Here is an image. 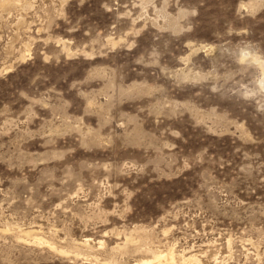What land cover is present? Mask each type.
<instances>
[{
  "label": "rangeland",
  "instance_id": "rangeland-1",
  "mask_svg": "<svg viewBox=\"0 0 264 264\" xmlns=\"http://www.w3.org/2000/svg\"><path fill=\"white\" fill-rule=\"evenodd\" d=\"M263 62L264 0H0V264H264Z\"/></svg>",
  "mask_w": 264,
  "mask_h": 264
},
{
  "label": "bare ground",
  "instance_id": "bare-ground-1",
  "mask_svg": "<svg viewBox=\"0 0 264 264\" xmlns=\"http://www.w3.org/2000/svg\"><path fill=\"white\" fill-rule=\"evenodd\" d=\"M263 63H264V62H263ZM263 63H262V64H263ZM262 64H261V65H262ZM258 65H259V64H258ZM263 66H264V65H263ZM261 67H262V66H261ZM263 69H264V67H263ZM263 74H264V73H263ZM263 76H264V75H263ZM261 83H262V85H263V87H264V77H263V79L261 80ZM163 262H164V261H163ZM161 263H162V262H161ZM141 264H156V263H154L153 261H145V260H144V261L141 262ZM164 264H165V263H164Z\"/></svg>",
  "mask_w": 264,
  "mask_h": 264
}]
</instances>
